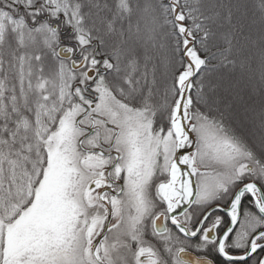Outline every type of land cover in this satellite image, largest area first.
<instances>
[{"label": "snow or ice", "instance_id": "1", "mask_svg": "<svg viewBox=\"0 0 264 264\" xmlns=\"http://www.w3.org/2000/svg\"><path fill=\"white\" fill-rule=\"evenodd\" d=\"M0 264H264V0H0Z\"/></svg>", "mask_w": 264, "mask_h": 264}]
</instances>
